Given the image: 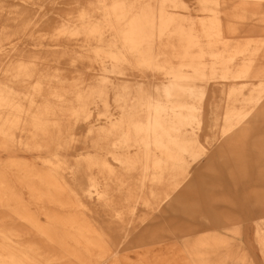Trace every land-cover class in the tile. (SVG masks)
Segmentation results:
<instances>
[{"label": "bare ground", "instance_id": "obj_1", "mask_svg": "<svg viewBox=\"0 0 264 264\" xmlns=\"http://www.w3.org/2000/svg\"><path fill=\"white\" fill-rule=\"evenodd\" d=\"M4 2L0 147H45L49 168L40 174L11 157L7 166L17 178L0 169V210L23 209L15 181L40 182L38 198L49 193L70 210L46 214L41 224L23 209L30 229L58 253L15 246L10 230L1 234L0 264H41L34 263L39 255L60 263L155 264L149 214L181 200L192 183L186 167L204 150L211 155L237 141L258 147L264 159V0H197L198 19L183 14L184 0H17L5 16ZM66 62L91 63L93 84L65 88L39 69ZM84 127L89 133L78 148L93 152L67 165L63 156L78 150L72 131ZM63 170L76 190L56 175ZM254 225L264 258V227ZM210 240L218 245L216 236ZM196 243L189 254L201 264L205 243Z\"/></svg>", "mask_w": 264, "mask_h": 264}, {"label": "rangeland", "instance_id": "obj_2", "mask_svg": "<svg viewBox=\"0 0 264 264\" xmlns=\"http://www.w3.org/2000/svg\"><path fill=\"white\" fill-rule=\"evenodd\" d=\"M16 1L6 0L4 2L6 3L3 10L4 16ZM196 2L197 0H184L183 14L185 16L191 19L204 16V13L198 9V5L195 7ZM32 35H36V33ZM28 38L29 35L23 37V44L31 48L32 42ZM42 54L36 53L38 56H42ZM39 69L47 73H55L57 77L52 81L54 84L60 82L65 88L75 83L81 87L93 84V73L98 72L88 62L81 65L78 63L72 65L67 62L58 65L50 63L47 68ZM0 74L2 73L0 72ZM112 107L111 103V111L114 110ZM92 108L91 106V113L96 117ZM72 132L74 142H76L75 146L78 148V142H81L89 133L88 127L75 129ZM19 134L23 136L22 139L29 141L28 132L22 131ZM79 147L78 150L63 156L67 165L73 166L76 160L86 154V151L93 152L90 146ZM44 148L23 149L17 145H10L7 148L0 147V169L2 171L4 169L6 177L14 181L17 178V173L7 164L15 155L23 157L30 167L43 174L49 168L44 162L47 156ZM210 151L209 149L204 150L196 164L194 161L185 168L186 176L191 178L192 183L185 189L182 188L183 197L181 200L171 208L165 206L161 210L162 212L153 210L152 214H149L151 229L148 239L153 245L152 251L155 255L153 263L155 264H199V262L194 263L191 260V254H189L192 247L197 244V240L205 243L201 248L205 261H202L201 264H264L260 244L255 241L256 226L254 225L259 223L264 227V159L259 158L263 152L258 147H252L250 142L244 144L239 141L232 144L231 148L215 150L211 155H209ZM187 158L189 159V157ZM56 175L61 177L62 184L76 190L74 183L66 178L69 176L68 170H63ZM83 179L82 177L80 180L81 185L83 183L85 186ZM13 187L24 211L41 224L45 223L46 214L56 212L59 215H64L70 210L67 206L61 207L54 198L51 199L49 193H44L38 198L39 190H44L40 182L15 181ZM59 195L62 198L66 196L65 193ZM66 199V202L73 201L75 203L72 195L70 199ZM23 209L20 207L16 210H0V244L1 234L13 230L15 233L12 235L13 242L10 241L13 245L22 248L35 244L40 247V251L51 249V255H57V250L49 247L48 244L44 246L45 239L32 231L28 223L21 217ZM130 222L128 220L125 226H129ZM212 236H216L218 245H210ZM138 248L142 249V246L121 251L119 259H122L128 250L134 252ZM33 258L34 263L41 264H48V262L78 264L74 260L63 263H60L62 259L49 261L40 255L33 256ZM97 261H99L97 258H93L87 260V263L101 264Z\"/></svg>", "mask_w": 264, "mask_h": 264}]
</instances>
